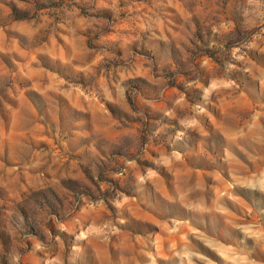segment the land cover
I'll list each match as a JSON object with an SVG mask.
<instances>
[{
  "label": "clouds",
  "instance_id": "clouds-1",
  "mask_svg": "<svg viewBox=\"0 0 264 264\" xmlns=\"http://www.w3.org/2000/svg\"><path fill=\"white\" fill-rule=\"evenodd\" d=\"M0 264H264V0H0Z\"/></svg>",
  "mask_w": 264,
  "mask_h": 264
},
{
  "label": "rangeland",
  "instance_id": "rangeland-1",
  "mask_svg": "<svg viewBox=\"0 0 264 264\" xmlns=\"http://www.w3.org/2000/svg\"><path fill=\"white\" fill-rule=\"evenodd\" d=\"M223 101L226 104V106H231L233 104H241L242 103V101H240L239 99L229 100L226 95L223 97ZM204 171H206V170H203V169L193 170L191 165H188L187 174L190 177H192V179L189 180V183L190 184L195 183L197 180H199ZM177 173L182 175L184 173V170L183 169H177ZM208 186H209V182L207 180H205L204 184H203V188H202V191L204 193H207ZM163 190L166 192L170 191V190H168L166 184L164 185Z\"/></svg>",
  "mask_w": 264,
  "mask_h": 264
}]
</instances>
